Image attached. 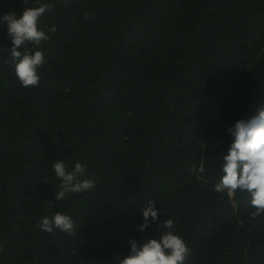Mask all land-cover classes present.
I'll list each match as a JSON object with an SVG mask.
<instances>
[{
    "label": "trees",
    "instance_id": "1",
    "mask_svg": "<svg viewBox=\"0 0 264 264\" xmlns=\"http://www.w3.org/2000/svg\"><path fill=\"white\" fill-rule=\"evenodd\" d=\"M40 2L52 8L38 85L5 62L0 23V264H115L148 199L159 215L143 235L173 219L184 264H264V216L213 189L226 129L264 106V0ZM24 7L0 0V15ZM57 158L95 187L56 201ZM57 211L73 235L40 230Z\"/></svg>",
    "mask_w": 264,
    "mask_h": 264
},
{
    "label": "clouds",
    "instance_id": "2",
    "mask_svg": "<svg viewBox=\"0 0 264 264\" xmlns=\"http://www.w3.org/2000/svg\"><path fill=\"white\" fill-rule=\"evenodd\" d=\"M21 11L15 10L0 15V23L6 26L10 38L7 47V63L22 87H33L39 84V69L44 65L45 55L40 49L42 42L49 39L44 28L40 27V18L51 11V3L35 0L33 6H27ZM55 26L49 29L54 31ZM31 44L34 47L29 48ZM226 132L231 141L220 154L218 176L213 185L216 193L235 197L237 191L246 193L249 204L254 208L251 218L264 216V106L248 119H236ZM55 177L59 180L54 199L60 201L66 195L84 193L95 187V180L85 175L86 166L78 160L69 167L62 159L52 163ZM193 174L203 176L206 168L203 163L193 166ZM157 201L148 199L144 204H138L141 222L136 225V231L141 233L139 239L129 237L127 254H118L115 264H184L190 249L186 241L175 231L174 221L168 218L162 221V231L157 235L145 236L143 233L150 222L158 220L159 209ZM41 231L52 233L59 229L67 235L76 231L75 222L66 213L57 211L51 216L45 215L39 221Z\"/></svg>",
    "mask_w": 264,
    "mask_h": 264
}]
</instances>
